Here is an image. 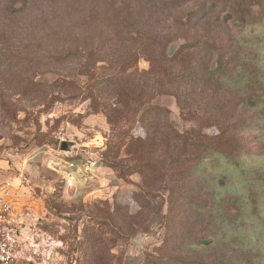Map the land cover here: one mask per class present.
<instances>
[{
    "label": "rangeland",
    "instance_id": "1",
    "mask_svg": "<svg viewBox=\"0 0 264 264\" xmlns=\"http://www.w3.org/2000/svg\"><path fill=\"white\" fill-rule=\"evenodd\" d=\"M10 1L21 4L11 6ZM109 2L0 0V194L8 191L18 217L28 212L20 216L16 264H112L115 259L142 264L170 253L195 264H264V183L255 174L256 168L264 170L263 159L243 156L245 175L225 164L209 168L207 178L210 173L226 175L217 189L238 195L241 205L228 210L232 217L239 215L228 221L227 243L207 251L212 226L190 207L196 190L189 172H158L160 165L153 163L161 150L151 148L153 160L144 155L150 143L143 142L141 120L122 127L121 134L111 130L100 109L89 107L85 77L78 69L97 58V37L117 40L118 46L129 29L122 26L117 34L113 19L102 13ZM147 25L168 30V22L157 18H143L136 28ZM191 32L175 33L171 49ZM254 32L262 36L257 44L264 62V26L256 25ZM88 41L93 46L87 50L82 43ZM102 56L111 61L109 54ZM120 56L116 53L112 62ZM104 61L97 64L107 65ZM149 67L140 56L130 69L142 72ZM177 86L151 100L165 109L163 124L187 142L215 135L212 122L201 116L195 123L197 119L180 108L176 99L188 91H177ZM116 136L124 141L118 143ZM61 140L74 142L69 152L59 149ZM90 157L96 164L88 174L82 165ZM70 175L74 186L66 183ZM196 236L202 243L189 245Z\"/></svg>",
    "mask_w": 264,
    "mask_h": 264
},
{
    "label": "trees",
    "instance_id": "2",
    "mask_svg": "<svg viewBox=\"0 0 264 264\" xmlns=\"http://www.w3.org/2000/svg\"><path fill=\"white\" fill-rule=\"evenodd\" d=\"M20 4L10 1L11 6ZM19 9L22 8L12 11ZM103 9L102 13H108L113 19L117 34L124 28L129 29L118 46L117 40L102 41L97 37L94 44L98 46L97 58L78 69V74L85 77L83 84L89 93V107L100 109L111 130L142 121L146 132L143 142L150 143L144 155L152 159L151 148L158 146L161 150L153 163L155 167L160 165L158 172L166 175L168 169L164 168H173L176 174L183 175L186 171L190 174L196 190L189 199L190 207L196 216L204 214L212 226L205 250L212 249L216 243L225 245L228 221L239 215L237 212L232 217L228 210H237L241 200L238 195L221 194L217 189V185H224L225 174L210 173L208 178L206 175L209 168L220 164L245 175L243 156L258 157L264 162V62L261 46L257 44L262 36L254 32L256 25L264 26V0H110ZM143 18L144 21L162 19L168 22V30L156 31L149 25L145 29L136 28ZM221 27L225 28L216 29ZM183 29L192 32L171 49L175 33ZM82 45L87 50L93 46L89 41ZM112 47H115L114 55ZM116 53L122 56L112 62ZM107 54L110 62L103 60L102 55ZM140 56L149 61L148 71L130 69ZM98 61L107 65H98ZM175 84L177 91L191 94L189 97L179 94L176 101L180 108L194 116L195 123L201 116L204 121L212 122L217 129L215 135L187 142L179 132L163 124L165 109L151 100ZM197 85H200L199 91H196ZM191 92H195L194 97ZM123 137L116 136L118 143L124 141ZM187 147L189 151L184 150ZM262 168H256L255 174L263 184ZM249 186L252 196L254 192ZM234 231H230L231 235ZM194 239L189 245L202 243L197 236ZM162 258L154 257L142 264H195L173 253ZM112 264L121 262L115 259Z\"/></svg>",
    "mask_w": 264,
    "mask_h": 264
},
{
    "label": "built area",
    "instance_id": "3",
    "mask_svg": "<svg viewBox=\"0 0 264 264\" xmlns=\"http://www.w3.org/2000/svg\"><path fill=\"white\" fill-rule=\"evenodd\" d=\"M95 164L96 160L93 158L87 159L82 165L84 172L90 174ZM66 183L68 186H74L75 177L73 175L68 176ZM19 214L26 216L28 212H21ZM20 216L18 217L13 210V204L10 197H8V191L3 190V193L0 194V264H15L19 258Z\"/></svg>",
    "mask_w": 264,
    "mask_h": 264
},
{
    "label": "water",
    "instance_id": "4",
    "mask_svg": "<svg viewBox=\"0 0 264 264\" xmlns=\"http://www.w3.org/2000/svg\"><path fill=\"white\" fill-rule=\"evenodd\" d=\"M74 142L70 140H61L59 149L62 151H70L71 147L73 146Z\"/></svg>",
    "mask_w": 264,
    "mask_h": 264
}]
</instances>
